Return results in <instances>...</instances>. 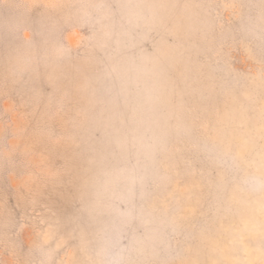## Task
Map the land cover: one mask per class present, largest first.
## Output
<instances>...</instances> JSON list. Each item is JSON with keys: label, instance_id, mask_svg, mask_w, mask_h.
Segmentation results:
<instances>
[{"label": "rangeland", "instance_id": "1", "mask_svg": "<svg viewBox=\"0 0 264 264\" xmlns=\"http://www.w3.org/2000/svg\"><path fill=\"white\" fill-rule=\"evenodd\" d=\"M0 264H264V0H0Z\"/></svg>", "mask_w": 264, "mask_h": 264}]
</instances>
